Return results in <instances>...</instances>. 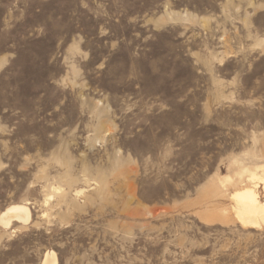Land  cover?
Segmentation results:
<instances>
[{
  "label": "rangeland",
  "instance_id": "374dc122",
  "mask_svg": "<svg viewBox=\"0 0 264 264\" xmlns=\"http://www.w3.org/2000/svg\"><path fill=\"white\" fill-rule=\"evenodd\" d=\"M234 159L264 169V0H0V264H264Z\"/></svg>",
  "mask_w": 264,
  "mask_h": 264
},
{
  "label": "bare ground",
  "instance_id": "6f19581e",
  "mask_svg": "<svg viewBox=\"0 0 264 264\" xmlns=\"http://www.w3.org/2000/svg\"><path fill=\"white\" fill-rule=\"evenodd\" d=\"M232 167L237 169L231 176L220 179L218 184H215L213 197L230 198L231 212L236 221L245 227H259L264 223V199L259 191V185L264 186V169L259 171V167L250 168L237 159L233 160ZM55 190L61 191V188L58 187ZM30 219V209L24 204L12 205L0 215V223L7 228L14 221L26 224ZM40 264H59L56 252H46Z\"/></svg>",
  "mask_w": 264,
  "mask_h": 264
}]
</instances>
